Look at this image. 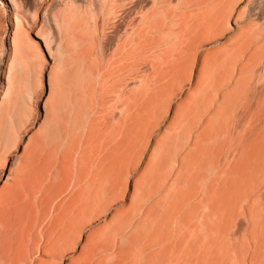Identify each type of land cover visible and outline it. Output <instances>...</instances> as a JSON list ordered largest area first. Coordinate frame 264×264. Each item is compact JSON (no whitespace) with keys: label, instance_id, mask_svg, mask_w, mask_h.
Wrapping results in <instances>:
<instances>
[{"label":"bare ground","instance_id":"obj_1","mask_svg":"<svg viewBox=\"0 0 264 264\" xmlns=\"http://www.w3.org/2000/svg\"><path fill=\"white\" fill-rule=\"evenodd\" d=\"M251 1L0 0V168L36 129L3 173L0 264H64L101 215L92 264H264V26ZM45 168L70 189L48 223L18 201ZM25 220L45 225L10 237Z\"/></svg>","mask_w":264,"mask_h":264},{"label":"rangeland","instance_id":"obj_2","mask_svg":"<svg viewBox=\"0 0 264 264\" xmlns=\"http://www.w3.org/2000/svg\"><path fill=\"white\" fill-rule=\"evenodd\" d=\"M244 4L245 3H243L242 6ZM58 8L59 7H57L56 10ZM249 15L252 18H254L259 24L264 26V19H263L264 18V0H252L249 5ZM225 40L226 39H223L222 42H224ZM209 46L208 48H212L213 45H209ZM33 125H34V121H31V123L22 127V130L18 134V137H17L18 139L13 144L10 152L7 155V160L5 162L4 168H0V198H3V196L1 195V190L3 189L5 185V181H4L5 177H3V173L7 174L8 170L11 172H15L16 170H18L25 160L26 153L31 150L30 137L33 135V133L36 130L34 129ZM9 182L12 183L11 180ZM69 194H70V189L67 186L66 178L61 179V181L59 182H55L51 178L50 170L45 168L44 170H42L40 175L34 177V179L31 181L27 189H23L22 191L20 190L18 192V201L20 205L22 206V208H29L30 211H32V213H34L35 208H37L40 214L46 215L44 218V223H48L52 219V215H53V212L55 211L56 205L63 199L67 198ZM40 204L44 205L43 209L42 208L40 209ZM122 204H123L122 202L113 203L111 205L112 211L114 208L117 209L121 207ZM104 219H105L104 216L101 215V216L95 217L94 219L90 221H86L82 224V228L80 231L81 233L79 234V238L76 243V246L73 249L66 252L64 260H63L64 264H69L72 258H78L80 255L82 256L83 252H85L84 251L85 249L87 250L90 249V250L87 251L88 252L87 256L80 259L79 264H92L94 262L96 257H98V251L96 248L91 249L90 245H87L86 242H87V238L89 234L104 224L106 220ZM26 222L27 220H25L24 222H18V224L13 225L12 226L13 229L11 227V229L9 230V236L11 237L13 235L16 236L19 234V235L25 236L24 238L27 240L28 238H31V235L32 237L35 236L38 232V229L39 228L41 229V227L45 225V224L39 225V222H37L35 224L36 228L31 227L32 228L31 229V228H28V226H30L29 222L27 223ZM26 229L27 231H25ZM26 234H29V235L26 236ZM38 254L39 253L33 254V256L30 257L32 259L29 258L26 260V262L28 264L29 262L31 263L33 259L39 257Z\"/></svg>","mask_w":264,"mask_h":264}]
</instances>
